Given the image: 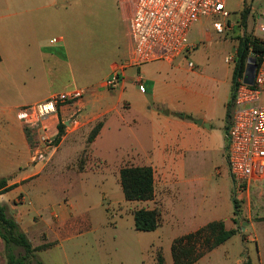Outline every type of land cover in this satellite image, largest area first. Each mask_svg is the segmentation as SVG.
I'll return each mask as SVG.
<instances>
[{"label":"crops","instance_id":"1","mask_svg":"<svg viewBox=\"0 0 264 264\" xmlns=\"http://www.w3.org/2000/svg\"><path fill=\"white\" fill-rule=\"evenodd\" d=\"M132 1L0 0V178H6L7 185H14L11 190L0 194V202L6 205L7 213L15 219L27 237L29 233L36 237L33 233L41 230L36 228L41 220L30 216L29 209L24 206V201L18 203L16 197L22 195L24 199L26 191L30 192V189L41 185V173L56 163L60 149L55 150L46 162H33V149L29 145L17 111L30 102L44 101L55 92L74 89L71 88V86H75L72 82L76 83L77 78L73 74V69L71 68L70 77L76 79L72 82L69 80L63 82V66L71 67L72 61L83 58L95 59L92 46L81 49L82 46L79 47L72 40L69 43L65 41V34L62 32L64 26L60 18L62 5H64L65 11L69 12L105 14L106 22L102 28L108 37L102 42L108 46L111 45V47H119L121 44L124 52L119 62L111 63L110 71L107 74L110 76L115 70L121 72V80L117 85L107 88L108 91H98L95 86L90 87L88 94L85 89L80 100L60 105L56 110L53 122L50 123L51 130L54 132L52 125H57L59 122L64 123L67 129L69 127L68 120L71 117L77 118L78 127L85 128L90 127L95 120L100 118L102 126L90 146L95 151L100 150L99 140L112 125L118 129L120 127L125 129L128 126L132 133V136L127 139V143L123 145V154L115 161L108 162L106 160L109 167H105L104 171L96 172L87 166H84L81 171H77L74 162L75 174L68 177L67 186L76 185L79 178L82 182L91 179V187L103 194V191H107L103 187L113 183L120 184L119 169L122 167L121 164L128 162V165H149L154 170V198L140 202L145 203L144 208H152L157 203L159 207L164 208L161 210L163 214L166 209L165 202L171 203L169 197H176L184 183L183 154L179 152L187 150L192 145V138L187 135V132L202 133L205 128L203 125L197 124L194 119L210 121L212 114L209 104L204 105L196 101L199 93L198 87L194 85L195 82L200 81V78H203L202 70L190 68L188 64L185 66L186 59L183 54L172 62L160 59L138 67L127 66L124 69H119L131 54L126 16L130 13ZM117 7L120 8L119 13L122 12L124 15V18L122 17L124 24L119 23L117 21L119 18L114 16V10ZM73 25L76 27L79 24L73 23ZM83 25L88 24L83 23ZM68 27L70 28V26ZM86 27L88 28V26ZM189 45L193 44L189 43ZM176 72L183 74L185 83L171 90L164 86V77L171 73L175 75ZM138 75L141 76V83L144 85V91H140L142 93L140 99L136 98L132 91V87L137 84L136 77ZM100 87H102V83ZM147 87L151 100L144 96ZM6 126H8L7 129ZM173 133L177 136L174 142L171 137ZM92 152L100 157L97 155L99 152L96 151L97 154ZM110 167L115 172V178L112 180L107 176ZM36 175L37 177L33 178ZM242 186H244L242 189L246 200V214H241L239 217L243 219L241 224L245 226V236H242L241 233L238 234L243 243H253L255 251L250 252L246 249L234 261L226 262L222 259L225 261L222 264H240L243 255L247 256L253 264H264V178L253 179ZM127 212L132 214V210ZM71 214L66 207L51 213L54 223L59 225V228L78 231L83 226L91 227L90 220L87 218L79 222L76 220L72 222ZM230 221H233V217ZM225 226L234 228L231 225L228 227L226 223ZM40 235L38 241L32 243L33 246L45 243L43 240L47 236L44 232ZM29 240L31 241V238ZM228 240L193 264L206 258L209 259L218 248L224 247ZM51 243L53 244V242ZM106 253L108 251L104 252V254ZM223 257L226 258V255ZM164 260L166 264V259L164 258ZM91 264H95V262L92 261ZM96 264L124 263L121 261H100Z\"/></svg>","mask_w":264,"mask_h":264},{"label":"rangeland","instance_id":"2","mask_svg":"<svg viewBox=\"0 0 264 264\" xmlns=\"http://www.w3.org/2000/svg\"><path fill=\"white\" fill-rule=\"evenodd\" d=\"M227 7L231 13L227 19L220 16L201 17L189 31L188 43L193 45L189 53L183 54L186 59L185 66L190 60L195 64L194 69L202 70L203 78L194 85L198 87L199 93L196 101L204 105L209 104L212 114L210 121L201 119L206 123L202 133L187 132L192 138V145L187 150L179 152L183 154L184 183L176 197H169L171 203L165 202L166 209L162 214L161 226L153 231L134 229L133 216L127 211L145 207V203L125 200L120 184L113 183L103 187L107 190L103 191V194L91 187V179L82 182L79 178L76 185L67 186L68 177L75 174L74 162L77 171L87 166L93 171L101 172L108 166V162L117 160L124 152L123 145L132 136L130 128L126 126L125 129L123 127L118 129L114 125L110 126L99 140L101 148L96 150L98 154L94 148L91 149V142H88L87 138L93 126L101 122L100 118L87 128L78 126L65 128L56 148L60 149V156H57L56 163L41 173V185L30 189V192L26 191L24 199L22 195L16 197L18 203L24 201L30 216L41 220L36 226L41 230L33 233L36 237H33L32 233L28 235L31 243L38 241L42 232L47 236L45 240L42 239L43 242H53L46 249L36 252V257L32 258L33 264L38 261L41 264H91L92 261L95 264L100 261L156 264L158 250L162 252L166 264H172L170 251L172 239L213 219L223 220L228 227L230 225L238 227L239 233L245 236V226L241 224L243 219L239 217L238 223L230 221L231 217H234L232 197L234 196L240 204V215L246 214V200L242 189L244 186L240 187L234 183L226 160L227 141L224 128L228 118L227 111L230 116L233 112L231 106L227 109V104L230 99L234 62H226L225 57H236L238 37L252 33L255 16L263 10L264 0H228ZM119 9L117 7L114 10V16L119 18L117 19L119 23L124 24L122 21L124 15L122 12L119 13ZM244 9L249 11L243 22L241 12ZM60 18L64 26L62 32L65 34V41L69 43L72 40L79 47L82 46L81 49L92 46L95 55L93 60L83 58L72 61L71 67L64 65L63 82L66 80L72 82L77 78L76 83L72 82L75 86L71 88L86 89V94L90 87L94 86L98 91H108V87L103 85L100 87V84L108 77L111 63L121 60L124 50L121 44L119 47H111L102 42L108 37L102 28L106 22L105 14L69 12L65 11L62 5ZM214 21L223 23L222 32L215 30ZM73 23L79 25L73 27ZM71 68L76 78L70 77ZM164 80V86L171 90L185 83V78L180 72H176L175 75L171 73L164 77ZM132 91L134 96L140 99L142 93L137 84L132 87ZM144 96L151 100L148 87ZM31 104L34 102L27 105ZM174 134L171 135L173 142L177 137ZM92 151L103 159L94 155ZM126 164L129 163L125 162L121 166ZM107 176L111 180L115 178L113 168H109ZM35 177L37 175L33 178ZM156 205L158 206L157 203ZM62 207L68 208V212L72 213L70 219L72 222L87 218L91 227L83 226L78 231L59 228V225L54 223L51 213ZM40 236L42 237V234ZM246 249L250 252L255 251L254 244L243 243L241 236L236 233L209 259L206 258L197 264H222L225 261H234ZM19 251L22 252L20 248L15 250L16 253ZM105 251L108 253L104 254ZM223 255H226V258ZM6 261V251L1 241L0 264H5Z\"/></svg>","mask_w":264,"mask_h":264},{"label":"built area","instance_id":"3","mask_svg":"<svg viewBox=\"0 0 264 264\" xmlns=\"http://www.w3.org/2000/svg\"><path fill=\"white\" fill-rule=\"evenodd\" d=\"M228 0H133L126 16L127 34L131 54L119 69L138 67L154 60L172 62L190 52L188 43L190 29L201 17L220 16L227 19L230 11ZM223 23L213 22L217 32H222ZM254 35L262 46V54L255 62L251 83L243 82V74L234 90L226 131V160L234 183L240 187L253 179L264 178V8L257 15ZM55 41V39H53ZM235 56L225 57L234 62ZM188 66L195 64L188 61ZM121 80V72L114 71L102 81L104 87H114ZM141 76L136 77L140 91H144ZM85 93L81 88L55 92L46 100L20 107L17 116L23 123L34 128L37 138L32 151V161L46 162L56 150L57 125L50 123L57 108L80 100ZM55 123V122H54ZM69 127L78 125L71 117Z\"/></svg>","mask_w":264,"mask_h":264},{"label":"trees","instance_id":"4","mask_svg":"<svg viewBox=\"0 0 264 264\" xmlns=\"http://www.w3.org/2000/svg\"><path fill=\"white\" fill-rule=\"evenodd\" d=\"M248 9L241 12L243 22L246 19ZM258 15V14H257ZM257 15L254 19V26ZM254 26L252 33L238 37L236 57L234 58V67L231 75V92L227 109L231 106L234 96V90L244 72L247 59L254 56L258 61L262 54V46L254 35ZM1 60V55H0ZM227 120L224 131L229 126V117L227 111ZM102 122H97L88 134V142H92L98 134ZM25 135L28 139L31 149H33L37 134L34 128L23 125ZM58 132L55 136V143H58L63 136L65 124H57ZM226 137V136H225ZM119 183L123 192L124 199L127 201H148L154 198L155 178L154 170L149 165H124L119 169ZM14 185H7L6 178H0V194L11 190ZM233 221L238 223L240 215V204L233 196ZM134 229L137 231H153L162 224V211L157 205L152 208H137L132 210ZM239 233V228H226L223 220H211L203 226L175 237L170 246L173 264H193L199 258L223 244L233 235ZM243 236V235H242ZM0 239L3 242L6 251L7 261L5 264H33L32 258L36 257V252L51 246V242H45L33 246L27 235L21 230L15 219L7 213V207L0 202ZM20 248L22 252H15ZM36 264H41L39 261ZM156 264H165L164 256L160 250L156 251ZM240 264H253L251 260L243 255Z\"/></svg>","mask_w":264,"mask_h":264},{"label":"water","instance_id":"5","mask_svg":"<svg viewBox=\"0 0 264 264\" xmlns=\"http://www.w3.org/2000/svg\"><path fill=\"white\" fill-rule=\"evenodd\" d=\"M255 62H256V59L254 56H250L247 59L245 69H244V74H243V82L244 83L249 84L252 82L253 76H254V71H255ZM166 113H167V111H166ZM194 121L199 125H203V126L206 125V123L202 122L201 119H194Z\"/></svg>","mask_w":264,"mask_h":264}]
</instances>
